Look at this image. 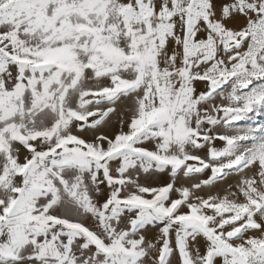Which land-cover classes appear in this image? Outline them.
<instances>
[{"label":"snow or ice","instance_id":"6c2138e0","mask_svg":"<svg viewBox=\"0 0 264 264\" xmlns=\"http://www.w3.org/2000/svg\"><path fill=\"white\" fill-rule=\"evenodd\" d=\"M0 264H264V0H0Z\"/></svg>","mask_w":264,"mask_h":264}]
</instances>
